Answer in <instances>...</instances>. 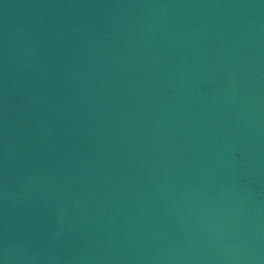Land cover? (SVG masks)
I'll use <instances>...</instances> for the list:
<instances>
[{"label": "water", "instance_id": "obj_1", "mask_svg": "<svg viewBox=\"0 0 264 264\" xmlns=\"http://www.w3.org/2000/svg\"><path fill=\"white\" fill-rule=\"evenodd\" d=\"M0 264H264V0H0Z\"/></svg>", "mask_w": 264, "mask_h": 264}]
</instances>
